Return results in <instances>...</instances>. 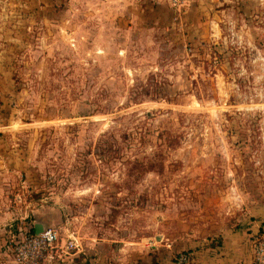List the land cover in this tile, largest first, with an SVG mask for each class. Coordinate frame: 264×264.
I'll return each instance as SVG.
<instances>
[{"label": "rangeland", "instance_id": "1", "mask_svg": "<svg viewBox=\"0 0 264 264\" xmlns=\"http://www.w3.org/2000/svg\"><path fill=\"white\" fill-rule=\"evenodd\" d=\"M0 160L12 205L76 237L78 264H160L245 228L264 208V0H0Z\"/></svg>", "mask_w": 264, "mask_h": 264}, {"label": "crops", "instance_id": "2", "mask_svg": "<svg viewBox=\"0 0 264 264\" xmlns=\"http://www.w3.org/2000/svg\"><path fill=\"white\" fill-rule=\"evenodd\" d=\"M13 153V152H12ZM8 158L9 162H17L18 156L14 152L13 155L3 156ZM2 162V160H0ZM6 163V162H5ZM13 166V168H12ZM13 170H17L15 165L10 166ZM0 176V257L8 254V243L11 240L18 227L24 223L31 221V213L16 208L12 205V197L9 195L8 184L3 182L5 174ZM15 201H17L15 199ZM35 220H32L34 226ZM38 221V220H37ZM30 223V222H29ZM264 238V208L258 210V215L245 226V228L234 231L231 230L222 234L219 241L221 244H213V240L203 239L187 244L184 248L169 251L171 254L169 260L163 259L160 264H175L174 255L177 253L190 250L192 255L191 264H253L254 261V243L257 238ZM187 252V251H186ZM77 256V255H76ZM75 260V258H74ZM74 260H67L62 264H77ZM11 263L13 261L10 258ZM58 264V263H57ZM83 264V263H81ZM98 264V263H95Z\"/></svg>", "mask_w": 264, "mask_h": 264}, {"label": "built area", "instance_id": "3", "mask_svg": "<svg viewBox=\"0 0 264 264\" xmlns=\"http://www.w3.org/2000/svg\"><path fill=\"white\" fill-rule=\"evenodd\" d=\"M169 5L178 11L185 9L192 0H167ZM33 224L24 223L18 227L8 243V254L0 257V264H62L73 260L83 252L82 245L76 237H62L55 227L46 228L40 235L31 232ZM192 256L181 253L175 264H191ZM253 264H264V238H257L254 243Z\"/></svg>", "mask_w": 264, "mask_h": 264}, {"label": "water", "instance_id": "4", "mask_svg": "<svg viewBox=\"0 0 264 264\" xmlns=\"http://www.w3.org/2000/svg\"><path fill=\"white\" fill-rule=\"evenodd\" d=\"M34 229H35V234L36 235H40L46 228L50 227L44 223H41V222H38V221H35V224H34ZM159 238V237H158Z\"/></svg>", "mask_w": 264, "mask_h": 264}, {"label": "trees", "instance_id": "5", "mask_svg": "<svg viewBox=\"0 0 264 264\" xmlns=\"http://www.w3.org/2000/svg\"><path fill=\"white\" fill-rule=\"evenodd\" d=\"M31 232L32 233H34L35 232V229H34V227H32L31 228ZM221 241V240H220ZM219 240L217 241V244H221V242H220ZM215 242V240H213V244H216V243H214ZM187 252L189 253V252H191L190 250H187ZM192 256V255H191ZM78 264V263H77ZM144 264H147V263H144ZM154 264H156V263H154Z\"/></svg>", "mask_w": 264, "mask_h": 264}]
</instances>
